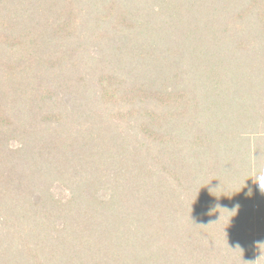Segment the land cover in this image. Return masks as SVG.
<instances>
[{
    "label": "trees",
    "instance_id": "obj_1",
    "mask_svg": "<svg viewBox=\"0 0 264 264\" xmlns=\"http://www.w3.org/2000/svg\"><path fill=\"white\" fill-rule=\"evenodd\" d=\"M261 173L264 0H0V264H264Z\"/></svg>",
    "mask_w": 264,
    "mask_h": 264
},
{
    "label": "clouds",
    "instance_id": "obj_2",
    "mask_svg": "<svg viewBox=\"0 0 264 264\" xmlns=\"http://www.w3.org/2000/svg\"><path fill=\"white\" fill-rule=\"evenodd\" d=\"M256 183L258 184L260 190L262 191V189H264V173L257 175ZM235 211H236V209H233L232 212H235ZM249 264H256V261H250Z\"/></svg>",
    "mask_w": 264,
    "mask_h": 264
}]
</instances>
